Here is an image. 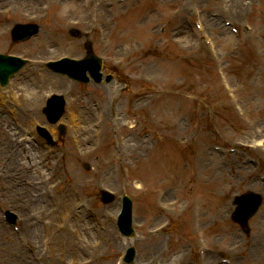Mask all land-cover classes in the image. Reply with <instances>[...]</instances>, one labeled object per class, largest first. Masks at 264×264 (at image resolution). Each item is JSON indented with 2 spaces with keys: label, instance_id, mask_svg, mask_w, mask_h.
Instances as JSON below:
<instances>
[{
  "label": "rangeland",
  "instance_id": "rangeland-1",
  "mask_svg": "<svg viewBox=\"0 0 264 264\" xmlns=\"http://www.w3.org/2000/svg\"><path fill=\"white\" fill-rule=\"evenodd\" d=\"M35 1L32 5L16 6L13 1L0 0L1 11L11 9L0 16V52L31 59L7 90L0 89V101L7 111L14 108L18 113L22 109L20 114H26L24 95L30 89L36 93L31 84H40L42 91L34 116L24 122L18 113L25 127H31L37 122L46 123L41 110L43 97L55 92L69 100L63 117L67 135L59 146L49 149L34 142L48 161H57L60 166L67 161L56 184L48 185L62 212H50V218L41 207L29 209L25 205L29 215L24 218L31 220L23 218L18 223L20 238L7 224L0 229V264H121L127 240L119 235L113 222L119 204L103 205L98 197L102 188L114 191L118 197L128 194L134 199L135 220L140 224L136 225L138 235L132 242L143 264L150 260V254L161 261L153 263L184 264L191 260L193 264H218L221 258L232 255L229 247L238 248L240 264H264V251L253 255L251 249V243L260 236L254 226L264 206L251 220L248 235L227 214L232 209L233 195L247 190V182L256 175L264 177V149L247 146L264 140V70L260 76L255 75L262 70L264 43L255 37L252 41L244 38L237 55L231 51L237 50V39L232 33L219 35V29L204 28L193 38V31L187 28L189 31L177 37L173 34L174 29L202 20L198 8L206 10L207 15L223 13V18L238 20L240 27L244 22L254 28L262 27L264 0H243L245 8L239 17L230 12L234 9L231 0H133L135 6L139 5L136 9L111 10L106 22L86 18L77 26L81 32L77 39L68 32L73 28L70 20L83 18L80 2ZM43 3L50 4L48 10L42 7ZM146 8L151 14H141ZM30 19L40 24V35L25 43H14L9 35L11 25ZM156 23L161 25L154 28L155 35L151 36L150 29ZM220 26L224 27L223 22ZM165 28L167 33L162 35L160 29ZM210 35L217 42L212 51V44L207 46L205 41L213 42ZM86 38L103 58L105 72H114L112 83L84 86L70 82L55 87L51 84L55 79H51L49 88H45L41 81H36L34 68L42 64L38 60L62 55L81 57ZM215 64L224 65L227 79L217 75ZM119 75L128 77L127 92L121 90ZM222 83L238 89L230 87L235 94L233 99ZM140 94L148 95L147 99L137 102L135 97ZM163 101L166 103L162 104ZM95 104L100 105L99 110ZM89 106L96 109L94 113L88 110ZM237 108L244 116L239 117ZM212 146L239 149L233 154L234 160L226 157L227 162H235V170L241 173L238 181L232 180L235 174L230 171L224 169L219 174V167L208 168L214 162L221 166V158L211 156ZM5 150L4 146L3 157ZM246 155L250 156V165L238 169V165H246L242 163L247 162L243 159ZM23 157V163L28 162ZM85 164L91 168L87 170ZM8 172L6 176L11 179L20 171ZM43 172L44 176L50 174L46 167ZM21 176L41 179L35 167ZM16 180L22 184L18 175ZM233 182L236 187L231 188ZM29 193L27 190L21 195L30 198ZM67 194L74 195L68 204L74 206L75 212L65 211L66 207L61 205ZM6 201L0 195L4 205L0 211L10 207L19 212L16 208L21 205L12 207ZM167 217L173 221L163 233L151 229ZM49 231L55 235L47 236ZM12 240L16 243L14 248L10 246ZM7 241L9 244L4 247ZM59 246L62 252L56 251ZM208 255H212L209 260Z\"/></svg>",
  "mask_w": 264,
  "mask_h": 264
},
{
  "label": "bare ground",
  "instance_id": "bare-ground-1",
  "mask_svg": "<svg viewBox=\"0 0 264 264\" xmlns=\"http://www.w3.org/2000/svg\"><path fill=\"white\" fill-rule=\"evenodd\" d=\"M231 2H232V4H234L236 6L235 12L240 13V10L239 9H240L241 6L244 5V1L243 0H231ZM14 3L18 4L16 2V0L14 1ZM29 3H31V2H29ZM93 4H94V6L96 8V12H97L96 15H97L98 20H102L104 18V16L106 15V13L108 11H110L107 8L104 7V5L106 6V2H104L102 4V1H100L99 3H95L93 1ZM112 10H115V9H112ZM219 23H220V20L219 19L210 18V19H208V26H207V28L209 30H214V28L219 27V25H220ZM221 32H222L223 35H226L225 30H221ZM39 77H41V76H39ZM43 77L44 78H42L41 84L45 85V88H49L47 86V84H50V80L51 79H55V81H56V82L53 81L51 84L58 85V87L64 86L65 83H66L65 80H63V79L60 80V79H58V78H56L55 76H52V75H44ZM39 96H40L39 92L36 91V93H35L31 89L28 90V93L26 95H24V105H25V108H26L27 111L33 110L34 105L38 102L37 97H39ZM36 112H37V110L35 112H33V114L36 113ZM83 113H84V111H81L80 112V116H82ZM263 131H264V129H263ZM0 132H1V136H0L1 137L0 138V154H1V151L4 152V144L6 143V141H8V143L14 142L15 144L16 143L20 144L21 149L25 148V144L23 142H18V140L14 138V135L15 134H12L10 131H6V130L5 131L0 130ZM18 156H21V154L18 153L17 155H14L9 163H7V164L5 163V169H15L17 167V165L15 164L16 161H14V160H19L18 159ZM20 163H22V162L20 161ZM219 174H223V168H221L219 170ZM107 178H109V176ZM224 179H226V178L224 177ZM257 184H259V183H257ZM15 190H16V192H19V196H22V195H20V192L24 191L22 188H17V186H16ZM35 203H37L36 200H35ZM68 203H71L70 199H68L66 201L65 198H64V200H63V202L61 204H62V206L64 208L66 207V209H67V208L70 207V205H72V204H68ZM10 244H11L10 246H12L13 248L16 246V243L13 240H12V242H10ZM68 249H70V247ZM11 251H12V249H10L9 254L11 253ZM56 251L62 252L61 251V247L60 246L57 247Z\"/></svg>",
  "mask_w": 264,
  "mask_h": 264
},
{
  "label": "water",
  "instance_id": "water-1",
  "mask_svg": "<svg viewBox=\"0 0 264 264\" xmlns=\"http://www.w3.org/2000/svg\"><path fill=\"white\" fill-rule=\"evenodd\" d=\"M86 67H87V66H86ZM86 67H85V68H86ZM85 68H82V69H80V73H82V74H83V73H84V71H85ZM79 77H80V76H79Z\"/></svg>",
  "mask_w": 264,
  "mask_h": 264
}]
</instances>
